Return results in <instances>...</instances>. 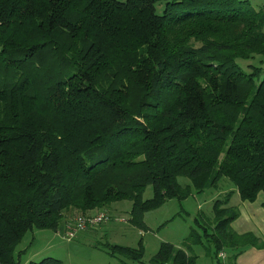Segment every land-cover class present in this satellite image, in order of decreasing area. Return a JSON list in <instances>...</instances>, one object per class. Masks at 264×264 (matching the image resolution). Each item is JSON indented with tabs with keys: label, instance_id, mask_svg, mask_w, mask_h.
<instances>
[{
	"label": "trees",
	"instance_id": "obj_1",
	"mask_svg": "<svg viewBox=\"0 0 264 264\" xmlns=\"http://www.w3.org/2000/svg\"><path fill=\"white\" fill-rule=\"evenodd\" d=\"M256 55L264 4L252 0H0V264H19L25 232L57 230L66 212L127 198L142 228L147 210L223 177L235 188L149 264H195L205 241L225 264L264 246L230 227L234 192L264 191V70L237 61ZM139 243L110 253L141 261Z\"/></svg>",
	"mask_w": 264,
	"mask_h": 264
},
{
	"label": "rangeland",
	"instance_id": "obj_2",
	"mask_svg": "<svg viewBox=\"0 0 264 264\" xmlns=\"http://www.w3.org/2000/svg\"><path fill=\"white\" fill-rule=\"evenodd\" d=\"M252 3L260 6L264 4V0H252ZM237 61L246 71L251 69L250 64L260 65L264 70V56L239 58ZM221 183L220 189L207 187L204 191H195L192 196L183 199H167L162 205L147 210L143 213L146 225L142 228L131 220L129 213L132 205L127 198L111 202L109 209H95L91 214H86L85 216L91 217L105 211L108 218L82 229H77L76 218L80 214L75 211L67 216L66 212L57 230L34 228L26 231L22 241L14 247V257L19 264H28L31 259L38 260L46 255L62 259L63 264H149L162 242L169 241L180 247L184 245L183 240L195 226L197 214H211L213 199L223 197L227 191L235 188L233 182L226 177L221 179ZM152 195V185H148L145 187L144 197ZM238 195L240 194L236 192L230 197V204H237L234 199L240 197ZM72 230L73 235L69 232ZM139 242L144 246L141 261L130 260L122 255L116 257L110 253V247L114 244L138 247ZM208 243L205 241L194 245L193 252L200 256L195 264H205L207 259L211 261V257L207 255L212 254L214 245L209 246Z\"/></svg>",
	"mask_w": 264,
	"mask_h": 264
},
{
	"label": "crops",
	"instance_id": "obj_3",
	"mask_svg": "<svg viewBox=\"0 0 264 264\" xmlns=\"http://www.w3.org/2000/svg\"><path fill=\"white\" fill-rule=\"evenodd\" d=\"M236 192L238 191H235L234 193ZM240 197H236L234 199L237 203L236 206H238L239 215L231 222L230 227L242 233L246 231H252L255 233L256 236L264 239V205H263L264 191H260L258 193L256 198L254 199L255 201L244 200V199L241 200ZM65 220L67 221V218ZM67 225H68V221H67ZM225 250L227 252V249ZM214 255L215 253H212L211 255H207L208 257H211V261L210 259H207L208 261L205 264H214L215 261H217L216 258H214L215 257ZM198 257L199 260L200 256ZM236 263L264 264V246L256 247L255 245H251L245 247V249L242 250L241 253L238 255Z\"/></svg>",
	"mask_w": 264,
	"mask_h": 264
},
{
	"label": "built area",
	"instance_id": "obj_4",
	"mask_svg": "<svg viewBox=\"0 0 264 264\" xmlns=\"http://www.w3.org/2000/svg\"><path fill=\"white\" fill-rule=\"evenodd\" d=\"M108 216L106 215V212H101L99 214H96V215H92L91 217L90 216H85V214H80L78 216V218H76L78 220V223H77V229H82L84 227H87V225H94V224H98L104 220H107ZM71 233V235H73V230L72 231H69ZM218 253V260L219 262L217 261L215 264H224L223 262L227 259V256H228V252H226L225 249L221 248L219 249V251L217 252ZM222 262V263H221Z\"/></svg>",
	"mask_w": 264,
	"mask_h": 264
}]
</instances>
